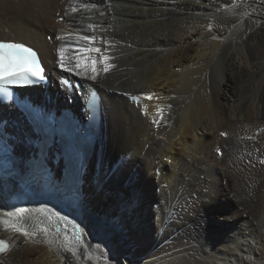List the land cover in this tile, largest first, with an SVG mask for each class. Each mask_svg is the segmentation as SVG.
Returning <instances> with one entry per match:
<instances>
[{
  "label": "bare ground",
  "instance_id": "bare-ground-1",
  "mask_svg": "<svg viewBox=\"0 0 264 264\" xmlns=\"http://www.w3.org/2000/svg\"><path fill=\"white\" fill-rule=\"evenodd\" d=\"M0 40L38 49L70 106L60 76L97 86L105 113L63 226L0 180V264H264V0H0ZM62 46L70 67L87 47L113 67L70 73ZM18 114L0 105L24 154Z\"/></svg>",
  "mask_w": 264,
  "mask_h": 264
},
{
  "label": "snow or ice",
  "instance_id": "snow-or-ice-1",
  "mask_svg": "<svg viewBox=\"0 0 264 264\" xmlns=\"http://www.w3.org/2000/svg\"><path fill=\"white\" fill-rule=\"evenodd\" d=\"M72 11H77L76 8H72ZM89 29H93V25L88 26ZM60 39V37H57ZM95 37L85 36V41H92ZM65 47H60L57 49L59 60L58 65L61 69L66 70L70 73L75 71L78 76H87L89 70L91 71V79H97L98 70L97 64L103 62V71L107 73L112 64L108 63L112 58L110 56L104 55L102 49L99 47H87L80 50L79 54H75V66L70 67L71 61H66L65 57ZM89 53L99 54V60L95 57L89 55ZM82 69V70H81ZM47 80L45 74V68L41 63L40 56L37 51L32 47L27 46L25 43H18L14 41L0 40V92L8 94V86L11 85H32L38 82ZM61 83L67 87L69 86V81L61 80ZM127 95V93L125 94ZM152 98L151 95L148 97ZM131 99L134 102H139V98L132 96ZM160 112V109H157ZM162 118V117H161ZM155 119L153 123H157ZM264 163V161H261ZM27 209H17L16 212L23 214ZM3 222V221H0ZM17 232H22L24 235L28 233L23 230V228H16ZM9 244L6 240H0V252L7 251Z\"/></svg>",
  "mask_w": 264,
  "mask_h": 264
},
{
  "label": "rangeland",
  "instance_id": "rangeland-1",
  "mask_svg": "<svg viewBox=\"0 0 264 264\" xmlns=\"http://www.w3.org/2000/svg\"><path fill=\"white\" fill-rule=\"evenodd\" d=\"M58 13H60V11L58 12ZM61 17V16H60ZM60 17L59 18H57V21H59V22H62L61 20H59L60 19ZM48 40H50L51 39V35H49V38H47ZM147 66V65H146ZM145 66V67H146ZM144 66H142V67H140V69H141V71L143 72V69L145 68ZM142 72H140V73H142ZM231 82V83H230ZM233 83H234V81L232 80V79H229V82L228 83H225L226 84V86L227 87H232V85H233ZM225 133L226 132H223V135H225ZM195 135V134H194ZM162 138V137H161ZM163 139V138H162ZM180 145H182V139H181V141H180ZM264 161V160H263ZM152 172H153V170H151ZM93 178V177H92ZM91 178V179H92ZM92 181V180H91ZM90 181V182H91ZM239 205V204H238ZM238 205H234V210H236V211H240V208H241V206H238ZM256 225V224H255Z\"/></svg>",
  "mask_w": 264,
  "mask_h": 264
}]
</instances>
